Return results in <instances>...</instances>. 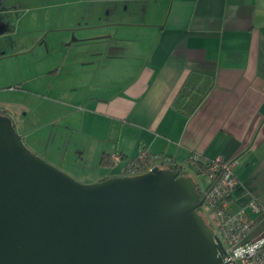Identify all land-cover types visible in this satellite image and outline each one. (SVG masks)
Here are the masks:
<instances>
[{
    "label": "crops",
    "instance_id": "1",
    "mask_svg": "<svg viewBox=\"0 0 264 264\" xmlns=\"http://www.w3.org/2000/svg\"><path fill=\"white\" fill-rule=\"evenodd\" d=\"M24 18L67 31L50 33L63 47L60 69L51 60L25 77L18 65L11 79L38 90L61 72L62 84L35 92L60 113L18 131L35 153L86 183L118 175L101 164L114 152L148 149L179 164L192 152L232 159V208L255 221L251 237L264 232V210L248 205L264 209V0H0V59L51 55V36H15ZM189 77L188 99L201 83L209 89L186 114L173 103ZM58 132L62 141L49 146Z\"/></svg>",
    "mask_w": 264,
    "mask_h": 264
},
{
    "label": "water",
    "instance_id": "2",
    "mask_svg": "<svg viewBox=\"0 0 264 264\" xmlns=\"http://www.w3.org/2000/svg\"><path fill=\"white\" fill-rule=\"evenodd\" d=\"M196 186L158 167L81 183L0 114V264H227Z\"/></svg>",
    "mask_w": 264,
    "mask_h": 264
},
{
    "label": "built area",
    "instance_id": "3",
    "mask_svg": "<svg viewBox=\"0 0 264 264\" xmlns=\"http://www.w3.org/2000/svg\"><path fill=\"white\" fill-rule=\"evenodd\" d=\"M114 167H118L117 176H134L158 168H170L182 175H205L207 183L199 188L202 204L198 212L208 215L206 223L211 227L220 243L218 254L227 264H264V232L251 237L255 221L242 208H232L231 194L238 185L234 174V160L221 157L209 158L192 152L185 163L166 161L161 153L141 149L134 157H124L114 152L109 154ZM197 185V184H196ZM198 186V185H197ZM255 212L264 209L260 203L251 199L248 203ZM204 219V218H203ZM205 221V219H204Z\"/></svg>",
    "mask_w": 264,
    "mask_h": 264
},
{
    "label": "rangeland",
    "instance_id": "4",
    "mask_svg": "<svg viewBox=\"0 0 264 264\" xmlns=\"http://www.w3.org/2000/svg\"><path fill=\"white\" fill-rule=\"evenodd\" d=\"M62 24L63 26L61 28L63 30L50 32L47 31L48 29L45 30L43 29L44 25L42 23L41 18L37 19V21L35 22H31L30 20H25L24 18L19 22L18 24L19 31L15 34V36L17 37L22 35L33 36L40 34L41 38H44L46 34L48 37H50L51 36L50 33H67V31L64 30L65 23L63 22ZM50 44H51L50 56H47L45 53L37 54L36 56L33 54L32 55L26 54L24 56H19L18 58H13L11 56L8 58L0 59V110L4 111L7 115L11 117L17 132L23 130V126L27 128L29 124H31L34 120H37L38 118H40L41 122H44V120H49V118H51L52 116H57V114H59L61 111L62 106L60 103L48 102L47 98H41L35 96V92L38 93L39 95L42 94L44 96L45 90L43 86H45V84L49 81H51L52 84H54L53 87H55V84L57 85L62 84L58 82L59 79H61L62 77L61 72H59L56 78H48V80L41 78L39 80L41 87H39L38 90H36L37 88L34 89L35 84H33V82L26 84L25 83L18 84V83H13L11 81V79L17 78L18 76L16 70V67L18 65H20L21 69L23 70L27 69L26 71H24L23 74L25 77L31 75L34 69L38 70L39 64H45L51 60L53 61L58 60L59 64L57 65L58 66L57 68L60 69V60L64 58V54L61 52L63 47L58 40L53 38V36H51ZM54 108H56V110L54 111L52 110V115L46 114L49 113L51 109ZM40 133L43 134L44 131L42 130L40 131ZM53 133H55V131ZM60 141H62V136L60 137V132H58V138L51 140L49 146L57 145L59 144ZM23 142L33 153H35L33 149H31L28 145L29 138L23 139ZM64 147L61 148L62 151L65 150L63 149ZM47 150L50 153L51 151H55L59 149H47ZM77 164L79 165V163ZM111 168L107 169L105 173L110 174V172L112 171L111 173L115 174L116 169L113 170V168L115 167L111 166ZM75 179L81 183L88 184L85 181L77 179V177ZM193 179L195 180L199 188H204L207 183V178L205 175L197 174L194 175ZM202 215L203 218L205 219V222L208 221L207 220L208 215H205L204 213Z\"/></svg>",
    "mask_w": 264,
    "mask_h": 264
},
{
    "label": "trees",
    "instance_id": "5",
    "mask_svg": "<svg viewBox=\"0 0 264 264\" xmlns=\"http://www.w3.org/2000/svg\"><path fill=\"white\" fill-rule=\"evenodd\" d=\"M193 78L189 77L186 82L182 85V87L180 88L175 101H174V105L176 108H178L179 110L184 111L186 114H191L200 104V102L202 101L204 95L206 94V92L209 89V85L201 83L200 87L201 90L200 91V95L196 94V95H192L190 99L189 98V94H191L192 88H193ZM194 87H196L194 85ZM198 89V88H197ZM0 114H6L4 111L0 110ZM101 164L106 166V165H110L111 161L109 159V154L107 155H103L101 157ZM179 174H181L179 172ZM197 192L199 193V189L198 186H196Z\"/></svg>",
    "mask_w": 264,
    "mask_h": 264
},
{
    "label": "flooded vegetation",
    "instance_id": "6",
    "mask_svg": "<svg viewBox=\"0 0 264 264\" xmlns=\"http://www.w3.org/2000/svg\"><path fill=\"white\" fill-rule=\"evenodd\" d=\"M7 115V114H6ZM15 126V125H14Z\"/></svg>",
    "mask_w": 264,
    "mask_h": 264
}]
</instances>
